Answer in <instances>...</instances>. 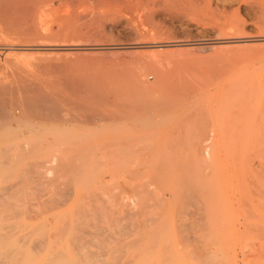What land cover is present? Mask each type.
Here are the masks:
<instances>
[{
  "label": "rangeland",
  "instance_id": "1",
  "mask_svg": "<svg viewBox=\"0 0 264 264\" xmlns=\"http://www.w3.org/2000/svg\"><path fill=\"white\" fill-rule=\"evenodd\" d=\"M203 1L56 0L40 12L29 40L17 41L33 42L32 51H0V65L18 56L8 63H25L23 73L93 85L109 101L119 97L115 107L123 111L84 98L111 117L72 121L70 133L60 130L37 156L29 153L35 159L25 163L45 164L41 179L31 177L30 187L40 190L0 193L12 203L0 204L1 227L16 229L11 244L50 237L49 248L28 251L20 264L47 263L51 250L69 263L83 256L70 237L82 207L100 216V234L86 242L90 254L109 264H264V0ZM194 2L208 10H192Z\"/></svg>",
  "mask_w": 264,
  "mask_h": 264
},
{
  "label": "bare ground",
  "instance_id": "2",
  "mask_svg": "<svg viewBox=\"0 0 264 264\" xmlns=\"http://www.w3.org/2000/svg\"><path fill=\"white\" fill-rule=\"evenodd\" d=\"M56 0H0V51L2 55H5L6 52H12V53H16L17 52H22V51H27V50H33V46L29 45V43L27 44L26 41L24 40H20L19 42H17L19 39H21L22 37L26 36L25 40L27 39V35L26 33H30L31 31L37 30L38 27H36V20L38 19L39 15L41 14L40 12L45 9V10H49V8L52 6V3L55 2ZM148 1H154V0H148ZM207 1V0H204ZM203 1V2H204ZM209 2V1H208ZM50 4V7H48L47 5ZM56 4V3H55ZM192 10L195 11H204L205 9H207L206 6H204L201 3L197 2L195 3H190ZM207 5V3L205 4ZM47 6V9H46ZM45 7V8H44ZM43 10V12L45 11ZM47 10V11H48ZM46 11V12H47ZM44 14V13H43ZM42 16V14H41ZM40 16V18H41ZM44 16V15H43ZM46 19V18H43ZM42 19V21H43ZM40 22V21H38ZM36 24V25H35ZM43 24V23H42ZM41 25V24H40ZM45 25V24H44ZM46 26V25H45ZM44 26V27H45ZM48 26V25H47ZM35 27V28H34ZM41 25V28H44ZM34 30H33V29ZM32 29V30H31ZM48 30L49 29H45ZM42 31V30H41ZM35 32V31H34ZM33 32V33H34ZM37 32V31H36ZM41 33V32H40ZM38 34V33H37ZM47 34V33H46ZM45 34V35H46ZM48 35L50 36V33H48ZM31 37V34L29 35ZM43 36V35H42ZM33 37V36H32ZM38 37V36H37ZM23 38V39H24ZM46 38V37H45ZM33 39V38H31ZM41 39V36H40ZM44 39V38H43ZM29 40V37H28ZM45 40V39H44ZM33 41V40H31ZM26 42V44H25ZM29 42V41H28ZM47 42V40H46ZM31 43V42H30ZM37 43V42H36ZM41 43V42H40ZM49 43V42H48ZM44 44V43H43ZM50 44V43H49ZM48 44V45H49ZM50 47V46H49ZM36 48V47H35ZM39 48V47H38ZM43 48V47H42ZM10 52V53H11ZM29 52V51H27ZM47 52V51H46ZM8 53V54H10ZM45 53V52H44ZM21 54V53H20ZM19 54V55H20ZM54 54V53H53ZM7 55V54H6ZM15 55V56H16ZM22 55V54H21ZM25 55V54H24ZM46 55V54H45ZM32 56V55H31ZM37 56V55H36ZM39 56V55H38ZM3 57V56H2ZM7 57V56H6ZM11 57V55H10ZM1 58V57H0ZM9 60V56L7 57ZM6 58V59H7ZM13 57L10 58V62L11 60H17V58L19 59V57L17 56L14 57L15 59H12ZM32 58V57H31ZM36 58V57H35ZM38 58V57H37ZM44 58V57H43ZM5 59V58H4ZM34 59V58H33ZM42 59V58H41ZM50 59V58H49ZM29 60V59H28ZM40 60V59H39ZM3 61V60H2ZM0 60V62H2ZM8 61V62H9ZM23 61V60H20ZM25 61V60H24ZM30 61V60H29ZM6 62V61H5ZM5 63L3 65H0V176H4L6 177V182L2 187H0V193L1 194H5V195H10V196H16L19 191L21 192L23 189L22 187L25 186V190H26V186L28 188V185L30 187V184H32V180L34 177L37 176V180L41 179L43 177V172H42V168L45 167L43 164V161L41 162L42 165H40V163L36 164L32 162L29 163H25V161L28 160V158L26 159V157H30L32 154L31 153H36L38 154L42 149H40L41 146V142H43V140L48 141L49 139H51V137H53L58 131L60 130H64L70 133V122L72 121H81L84 124H96L98 122H102L101 120H105L111 117L109 116V113H104L101 112L98 108L96 107H91L87 106L86 103L84 104L81 100H84V98L88 99L87 101H90L89 99L91 98H95V99H99V98H104L105 101L104 102H100V107L102 110V103H104V106L107 108L108 106L111 107H115L118 103H120L119 101V97H115L113 101H109L110 96H109V92L104 94L102 93L101 90H97L95 91L94 88H92V86H90L91 88L88 87H84L82 85V87H79V84L77 83H70V85H67L65 83H62V81L60 80L59 83L54 81L53 82H48L46 80V78L43 80L42 78H38L36 76H31V75H27L25 73L22 72V69H20V65L25 64V63H20V64H15L13 63ZM19 62V60L17 61ZM37 62V61H36ZM4 63V62H3ZM43 63V62H42ZM45 63V62H44ZM10 64H13L14 66H16V69L14 67H11ZM32 64V63H31ZM38 64V63H37ZM17 65H19L17 67ZM34 65V64H33ZM40 65V63H39ZM46 65V64H45ZM30 66V65H29ZM49 66V65H47ZM33 67V66H32ZM43 67V66H42ZM27 69V67H25ZM30 68V67H29ZM28 68V69H29ZM38 68V67H35ZM34 68V69H35ZM41 68V67H40ZM45 68H47L45 66ZM44 68V69H45ZM50 68V67H49ZM26 69H24L26 71ZM31 69V68H30ZM42 69V68H41ZM28 71V70H27ZM26 71V72H27ZM39 71V70H37ZM37 71H34L37 73ZM42 71V70H41ZM39 71V73L41 72ZM46 71V70H45ZM49 71V70H48ZM57 71V69H56ZM34 72H31L34 74ZM43 72V71H42ZM49 75V74H48ZM50 76V75H49ZM55 76V75H54ZM53 76V77H54ZM46 77V76H45ZM47 78H49L47 76ZM52 77H50L51 80ZM53 79V78H52ZM46 80V81H45ZM55 80V79H53ZM77 80V79H76ZM65 82V80H64ZM80 82V81H79ZM86 83V82H85ZM96 84V83H95ZM112 84V83H111ZM99 85V84H98ZM81 86V85H80ZM97 86V85H96ZM110 86V85H109ZM102 87V86H101ZM99 87V88H101ZM105 88V87H104ZM92 90H94L95 92H93ZM101 91V92H100ZM128 91V90H127ZM111 92V91H110ZM124 92V91H123ZM120 93V92H119ZM111 94H113L111 92ZM122 94V93H120ZM128 94V93H127ZM246 94V93H245ZM248 94V92H247ZM246 94V95H247ZM126 95V94H125ZM124 95V97H126ZM114 96V95H113ZM131 96V95H130ZM129 96V97H130ZM121 98H123L122 96H120ZM113 99V98H112ZM85 101V102H87ZM128 101V100H127ZM93 102V101H92ZM92 102H88L94 105V103ZM130 102V101H129ZM99 103V102H97ZM95 103V104H97ZM134 105V103L132 104ZM98 106V105H97ZM118 106V105H117ZM123 106V104L121 105ZM103 107V108H105ZM120 107V106H118ZM127 107V108H126ZM126 107H122L128 109V106ZM116 110L120 111V108L118 109L117 107H115ZM121 108V110H122ZM109 109V108H107ZM132 109V108H129ZM110 110V109H109ZM124 110V109H123ZM112 111V110H111ZM115 112V110H113ZM112 111V112H113ZM127 111V110H126ZM129 111V110H128ZM127 111V112H128ZM123 112V111H120ZM126 112V114H128ZM119 113V112H118ZM121 114V113H120ZM134 114V113H133ZM112 115V114H110ZM123 115H125V113H123ZM130 115V114H128ZM132 115V114H131ZM138 115V114H137ZM129 118V117H128ZM131 118V117H130ZM134 118V117H133ZM123 122V121H122ZM100 125V124H99ZM73 126V125H72ZM81 127V126H80ZM79 128V127H78ZM79 130V129H78ZM89 132V131H88ZM97 132V131H96ZM88 135V134H87ZM90 135V133H89ZM88 135V136H89ZM92 135V133H91ZM94 135V134H93ZM98 135V134H96ZM95 135V136H96ZM65 136V134H64ZM85 136V137H88ZM68 137V136H67ZM91 137V136H90ZM99 137V136H98ZM97 137V138H98ZM84 138V137H81ZM92 138V137H91ZM93 139V138H92ZM89 140V139H88ZM100 140V139H99ZM115 140V139H114ZM32 141H35L34 143H32ZM83 141V140H82ZM85 141V140H84ZM104 141V140H103ZM77 143L79 141H76ZM94 142V141H93ZM74 143V142H73ZM83 143V142H82ZM98 143V142H97ZM120 144V143H119ZM72 145V144H71ZM70 145V146H71ZM85 145V144H84ZM104 145V144H103ZM69 146V145H68ZM88 146V145H87ZM96 146V145H95ZM99 146V145H98ZM105 146V145H104ZM107 146V145H106ZM73 147V146H71ZM77 147V146H76ZM79 150H80V145L78 146ZM86 147V145H85ZM115 147V146H114ZM49 148V147H48ZM70 148V147H68ZM74 148V147H73ZM84 148V146H83ZM82 148V149H83ZM97 148V146H96ZM105 148H108L105 147ZM111 148V147H110ZM46 149V148H45ZM75 150L77 148H74ZM72 149V150H74ZM85 149V148H84ZM50 150V148H49ZM58 150V149H57ZM61 150V149H60ZM70 151V149H67ZM71 150V151H72ZM78 150V151H79ZM109 150V149H108ZM138 150V149H137ZM48 151V149L46 150ZM53 151V150H52ZM50 151V152H52ZM64 151V150H63ZM68 151V152H69ZM83 151V150H81ZM80 151V152H81ZM98 151V150H97ZM95 151V152H97ZM100 151V150H99ZM103 151V150H102ZM133 151V150H132ZM58 152V151H57ZM61 152V151H60ZM74 152V151H73ZM79 152V153H80ZM93 152V149L92 151ZM93 152V153H95ZM111 152V150H110ZM126 152V151H124ZM135 152V151H134ZM29 153L31 154L30 156ZM54 153V152H53ZM63 153V152H62ZM72 153V152H71ZM83 153V152H82ZM103 153V152H102ZM123 153V152H122ZM35 154V155H36ZM50 154V153H49ZM92 154V153H91ZM101 154V153H100ZM104 154V153H103ZM101 154V155H103ZM117 154V153H116ZM131 154V153H130ZM33 155V156H35ZM71 155V154H70ZM69 155V156H70ZM80 155V154H78ZM94 155V154H93ZM108 155V154H107ZM115 154H112V156ZM37 156V155H36ZM39 156V155H38ZM82 156V155H81ZM80 156V157H81ZM91 156V155H90ZM95 156V155H94ZM109 156V155H108ZM59 157V156H58ZM73 157V156H72ZM75 157V156H74ZM78 157V156H77ZM77 157L75 158L77 160ZM86 157V156H85ZM89 157V156H88ZM101 157V156H100ZM117 157V156H116ZM119 157V156H118ZM32 158V156L30 157ZM29 158V159H30ZM39 159V157H37ZM48 158V156H47ZM54 158L55 157H51ZM61 158V157H60ZM79 158V157H78ZM95 158V157H94ZM99 158V157H98ZM96 159L99 160V159ZM109 158V157H108ZM32 159H35L32 158ZM42 160V158H40ZM75 159H73L75 161ZM86 159V158H84ZM118 159V158H117ZM37 160V159H36ZM44 160V159H43ZM94 159H92V163H95V161L93 162ZM24 161V163H23ZM59 161V160H58ZM78 161V160H77ZM83 161V160H82ZM127 161V160H126ZM35 162V161H34ZM45 162V161H44ZM52 162V161H51ZM55 162V160L53 161ZM52 162V163H53ZM73 162V161H72ZM79 162V161H78ZM101 161H99L100 163ZM115 162V160H114ZM119 162V161H118ZM91 163V165H92ZM103 163V162H102ZM100 163V167L101 164ZM60 164V163H58ZM70 164V163H69ZM76 164V163H75ZM85 164V163H84ZM96 164V163H95ZM48 165V163L46 164V166ZM50 165V164H49ZM66 165V164H65ZM90 165V164H89ZM103 165V164H102ZM118 165V164H117ZM120 165V164H119ZM63 166V165H62ZM67 166V165H66ZM77 166V164H76ZM75 166V167H76ZM83 166V165H82ZM80 166V167H82ZM97 166V165H96ZM56 167V166H54ZM64 167V166H63ZM72 167V166H70ZM78 167V166H77ZM85 167V166H83ZM82 167V168H83ZM93 167V166H92ZM99 167V168H100ZM104 167V166H103ZM102 167V168H103ZM66 168V167H65ZM74 168V166H73ZM72 168V169H73ZM80 168V169H82ZM97 169V171L100 172V170L102 169ZM106 168V167H105ZM56 169V168H55ZM59 169V168H58ZM76 169V168H75ZM50 173V169H48ZM57 170V169H56ZM54 170V171H56ZM71 170V169H70ZM77 170V169H76ZM83 170V169H82ZM88 170V169H87ZM94 170V168H93ZM105 170V169H104ZM53 171V172H54ZM63 172V169L61 170ZM92 171V169H91ZM90 171V172H91ZM45 172V171H44ZM59 172V171H58ZM68 172V171H67ZM74 172V169H73ZM78 172V171H77ZM72 173V172H71ZM80 173V172H78ZM82 173V171H81ZM80 173V174H81ZM89 173V172H88ZM93 173V172H92ZM91 173V174H92ZM95 173V171H94ZM93 173V174H94ZM97 173V172H96ZM95 173V174H96ZM10 174L11 176H8ZM52 175V173H50ZM62 174V173H61ZM65 174V173H64ZM75 174V172L73 173ZM77 174V173H76ZM90 174V175H91ZM102 173L100 172V174L97 175H101ZM33 175V176H32ZM45 175V174H44ZM63 175V174H62ZM71 175V174H70ZM79 175V174H78ZM48 176V174L46 175ZM75 176V175H74ZM86 176V174H85ZM84 176V178H85ZM88 176V174H87ZM94 175H92L93 177ZM4 177V178H5ZM49 177V176H48ZM64 177V176H63ZM71 177V176H69ZM73 177V175H72ZM83 177V175H82ZM90 178V176H88ZM87 179L89 181V179ZM91 177V178H92ZM95 178V176H94ZM93 178V179H94ZM97 178V177H96ZM58 179V177H57ZM68 179V178H67ZM72 179V178H70ZM74 179V177H73ZM77 179V178H76ZM81 180V178H79ZM4 180V179H3ZM59 180V179H58ZM64 180V179H63ZM62 180V181H63ZM66 180V179H65ZM25 183H24V182ZM61 181V180H59ZM86 181V180H85ZM95 181V180H94ZM1 182V181H0ZM35 182V180L33 181ZM67 182V180L65 181ZM24 183V184H23ZM50 184V182H48ZM53 183V181L51 182ZM69 183V182H67ZM76 183V182H75ZM83 183V182H82ZM87 183V182H85ZM109 183V182H108ZM2 184V183H0ZM46 184L45 181H42L40 183L37 184V187L39 185H44ZM94 184V183H93ZM97 184V182H96ZM99 184V182H98ZM102 184V183H101ZM66 185V184H65ZM65 185H62L65 187ZM70 185V184H68ZM116 185V184H115ZM60 185V187H62ZM73 186V185H72ZM77 186V185H76ZM82 186V185H81ZM54 187V185H53ZM57 187V186H56ZM55 187V188H56ZM59 187V190H60ZM69 187V186H68ZM64 188V190L69 189V188ZM78 187V186H77ZM80 187V186H79ZM51 188V187H50ZM115 188V187H114ZM119 188V187H118ZM29 189H34V185L31 186ZM41 188H38V190H40ZM62 189V188H61ZM70 189H71V185H70ZM83 189V188H82ZM91 189V188H90ZM25 190L23 191L24 193ZM28 190V189H27ZM35 190V189H34ZM38 190H35V192H37ZM63 190V191H64ZM77 190V189H76ZM88 190V189H87ZM99 190V189H98ZM115 190V189H114ZM42 191V190H41ZM44 191V190H43ZM68 191V190H67ZM96 191V190H95ZM101 191V190H100ZM65 192V191H64ZM62 192V193H64ZM71 192V191H70ZM89 192V191H87ZM112 192V191H111ZM262 192V191H261ZM29 193V192H27ZM34 193V192H33ZM61 193V192H60ZM61 193V194H62ZM113 193V192H112ZM0 194V196H2ZM89 195V194H88ZM97 195V193H96ZM96 195H94V197H96ZM23 197V196H22ZM99 197V196H98ZM97 197V198H98ZM1 198V197H0ZM2 199V198H1ZM0 199V204H4L7 203L6 200H1ZM88 199V198H87ZM89 199H90V195H89ZM96 199V198H95ZM125 199V198H124ZM123 199V200H124ZM134 199V198H133ZM137 199V198H136ZM83 200V199H82ZM127 200V199H126ZM130 200V199H129ZM84 201V200H83ZM103 201V200H102ZM132 201V200H131ZM81 202V201H80ZM89 202V201H88ZM91 202V201H90ZM99 202V201H98ZM10 203V202H9ZM7 203V204H9ZM93 203V202H92ZM101 203V202H100ZM126 203V202H125ZM12 205V203H10ZM131 204V203H130ZM79 205H81L79 203ZM139 205V204H138ZM89 206H91L89 204ZM127 206V205H126ZM124 207V206H123ZM129 207V206H128ZM11 208V206H10ZM79 208V207H78ZM81 208V207H80ZM91 208H94L91 207ZM125 208V207H124ZM12 209V208H11ZM119 209V208H118ZM117 209V210H118ZM121 209V208H120ZM146 209V207H145ZM83 212L82 214L77 217V224H73V226H75L73 228V230H71V235L70 237L72 238V241L75 244V249L79 252L82 251L85 254L83 256H76L72 258V261L70 260V263L68 262L69 260L64 257L65 254H63L61 251H56L57 253L55 254L54 251L51 250V252H49V254L47 255V258L45 259L47 261V263H40V264H79L77 262V260L79 259H85L87 260V262L89 264H109L108 261L104 260L105 257L102 259L99 256H93L90 254V252H92L89 248V246L86 245V242L91 243L92 239H94L97 235L100 234V230L98 229V227L96 226L97 224H95V220L98 223V213H94V214H88V212H84L85 208L82 207ZM95 210V208H94ZM139 210V208H138ZM125 211V210H124ZM15 213H17L16 211H12ZM115 212V211H114ZM116 215V214H115ZM127 214L124 215V217ZM26 216V215H25ZM133 216V214L131 215ZM139 216V215H138ZM137 216V217H138ZM119 217H123L122 215H118ZM135 217V216H134ZM53 218V217H52ZM130 218V217H129ZM132 218V217H131ZM140 218V217H139ZM120 219V218H119ZM118 219V220H119ZM122 219V218H121ZM136 219V217H135ZM139 220V219H138ZM149 220V219H148ZM112 221V220H110ZM75 222V221H74ZM109 222V221H108ZM120 222V221H119ZM149 222V221H147ZM3 224V223H2ZM144 224V222H143ZM146 224V223H145ZM144 224V225H145ZM148 224V223H147ZM38 225V224H37ZM40 225V224H39ZM43 225V224H42ZM134 225V224H133ZM4 226V225H3ZM6 226V225H5ZM10 226V225H9ZM129 226V225H128ZM1 227V225H0ZM14 228V225L12 226ZM53 227V226H52ZM88 227H92V229L90 230ZM7 228V227H6ZM5 228V229H6ZM13 228L10 227L11 230H4L2 227L0 228V264H18L19 261L21 260H26L27 258V252L32 250V249H39V250H44L50 247L51 245V241H50V237L47 238H41L38 241H36L35 243H31L29 245H27V237L23 236V240L24 243L21 248L17 249V246L14 244H11L9 239L16 234V229L14 230ZM33 228H35L33 226ZM36 228H38V226H36ZM88 228V229H86ZM39 229V228H38ZM42 229V228H41ZM45 229V228H44ZM133 229V228H132ZM41 231V230H40ZM46 231V230H45ZM48 231V230H47ZM46 231V232H47ZM43 232V231H42ZM41 232V233H42ZM29 234V233H28ZM45 234V232H44ZM50 235V233H49ZM44 237V235H43ZM46 237V236H45ZM58 237H60L58 235ZM86 237L89 239L87 241ZM104 237V236H103ZM110 238V237H109ZM100 240V238H98ZM102 239V238H101ZM55 240V239H54ZM104 241V240H103ZM101 243V242H100ZM129 243V242H128ZM61 244V243H60ZM26 245V246H25ZM90 245V244H88ZM93 245V244H92ZM95 245V244H94ZM96 247V246H95ZM121 248V247H120ZM64 249V248H63ZM104 249V248H103ZM124 249V248H123ZM105 250V249H104ZM107 250V248H106ZM105 250V251H106ZM15 251H19L20 253H16ZM112 252V249H111ZM107 253V252H106ZM67 254V252H66ZM93 254V253H92ZM111 255L113 253H110ZM109 254V256H110ZM97 255V254H94ZM108 255V254H107ZM66 256V255H65ZM106 256V255H105ZM114 256V255H112ZM160 256V255H159ZM8 257L11 258V260H8ZM111 257V256H110ZM155 257V256H154ZM153 257V258H154ZM65 259H67L66 261L68 263H66ZM110 259V258H109ZM115 259V258H113ZM127 259V257H126ZM130 259V258H129ZM89 260V261H88ZM147 260V259H146ZM154 260V259H151ZM165 260V259H164ZM10 261V262H9ZM83 261V260H82ZM81 261V262H82ZM98 261V262H97ZM100 261V262H99ZM149 261V260H148ZM91 262V263H90ZM147 262V261H146ZM124 263V262H123ZM20 264V263H19ZM37 264V263H36ZM152 264V263H151Z\"/></svg>",
  "mask_w": 264,
  "mask_h": 264
}]
</instances>
